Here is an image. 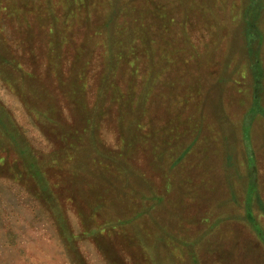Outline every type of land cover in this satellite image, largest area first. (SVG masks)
Here are the masks:
<instances>
[{"label":"rangeland","instance_id":"1","mask_svg":"<svg viewBox=\"0 0 264 264\" xmlns=\"http://www.w3.org/2000/svg\"><path fill=\"white\" fill-rule=\"evenodd\" d=\"M0 264H264V0H0Z\"/></svg>","mask_w":264,"mask_h":264},{"label":"trees","instance_id":"2","mask_svg":"<svg viewBox=\"0 0 264 264\" xmlns=\"http://www.w3.org/2000/svg\"><path fill=\"white\" fill-rule=\"evenodd\" d=\"M248 21H249V22H253V20H252V19H248Z\"/></svg>","mask_w":264,"mask_h":264}]
</instances>
